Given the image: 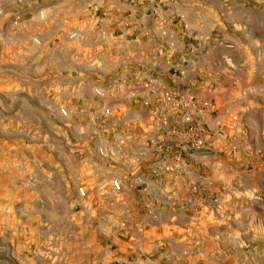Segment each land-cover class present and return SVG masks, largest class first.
<instances>
[{
  "label": "rangeland",
  "instance_id": "1",
  "mask_svg": "<svg viewBox=\"0 0 264 264\" xmlns=\"http://www.w3.org/2000/svg\"><path fill=\"white\" fill-rule=\"evenodd\" d=\"M222 1L223 7L216 8L221 34L225 28L236 34L224 24L227 14L244 21L256 18L264 24V0L262 4L248 0L245 8H230L228 0ZM16 10L9 8L0 17V264H112L117 244L132 235L137 239L146 236L158 247L143 254L134 252L127 258L128 264H143L146 257L151 264H195L199 251L195 240L204 235L198 227H206L208 217L197 212L191 217L165 213L163 204L176 203L178 197L189 202L194 199L195 209L215 207L211 222L219 236H225L226 248L218 250L228 257L227 264H246L250 258L264 264V168L256 165L264 156V142L257 133L261 127L257 108H249L247 128L239 125V136L233 140L239 144L236 149H232L230 134L221 135L222 140L219 131L225 127L215 117L217 136L188 133L179 137L182 145L174 136L147 131L144 136L136 118L149 106L145 98L154 99L159 109L160 103L175 108L159 91H146L144 81L157 80L177 94L183 109L180 122L189 127L192 123L195 127V104H190V97L214 102L225 89L216 93L211 89L213 93L199 97L195 86H169L159 72H144L142 66L135 73L141 85L133 86L130 72L115 70L118 58L99 49L95 37L89 41L92 46L85 48L80 36L86 35H80V28L86 34L90 25H66L70 33L78 34L74 39L69 35L62 39L47 35L51 25L41 19L23 23ZM43 15L46 18L47 13ZM189 15L198 21L191 12ZM179 42L185 50L181 63L189 68L195 41L186 33ZM258 55L261 63L264 48ZM127 59H119L125 69H129L124 64ZM85 63L99 70L85 72ZM117 79L120 81L115 83ZM70 81L74 88L68 87ZM96 88L102 96H96ZM133 92L136 105L130 104ZM259 93L255 89L252 94ZM173 111H163L153 126L161 130L170 126ZM190 116L193 119L186 122ZM202 138L206 147H196ZM126 145L134 149L132 154ZM241 150L239 155L247 164L219 167L218 161H228ZM129 172L134 179L126 181ZM234 177L240 184L228 182ZM114 180L121 181V190H114ZM81 188L86 192L83 197ZM133 199L135 210L141 211L138 215L133 213ZM172 221L181 229L186 222L191 225L188 231H177L165 226ZM251 222L256 232L244 236L259 237L257 248L250 242L239 246L240 238L224 232L227 224L243 227ZM181 240L186 245H179Z\"/></svg>",
  "mask_w": 264,
  "mask_h": 264
},
{
  "label": "crops",
  "instance_id": "2",
  "mask_svg": "<svg viewBox=\"0 0 264 264\" xmlns=\"http://www.w3.org/2000/svg\"><path fill=\"white\" fill-rule=\"evenodd\" d=\"M228 1L230 8H245L248 0ZM260 1L262 4L263 0ZM223 4L225 1L222 0H0V9H6L1 10L0 17L3 18L5 11L9 8L17 9L16 12L22 17L23 23L38 22L41 19L43 23L51 25V27L49 26L51 30L47 35H58L55 37L62 39L67 38L70 33L66 29V25L88 24L90 25L88 33L83 34L84 29L80 28V35H86L85 37L80 36L81 41H85V48L92 46L89 41L95 37L96 46L99 49L104 50L105 53L110 52L118 58L115 70L130 72L129 76L132 80L129 79V82L132 84L137 81L135 73L140 70L138 66H142L141 69L144 72H159L160 79L169 86L179 89L183 86H195V94L199 97L213 93L211 89H215V93L218 92L217 89H225L223 94L217 95L215 98V94L213 95V104L217 110L215 116L209 115V110H207L204 111L206 113H203L202 117L199 115L195 117V126L198 129H205L206 132H210V135L211 133L215 134L214 130H218V128L213 120L221 118L223 127H225L222 129L223 136H227V134L239 136V125L246 128L249 126L246 115L249 108L256 107L261 120V127L257 133L264 142V83L260 78L264 59L259 63L261 56L258 55L259 50L264 48V24L261 20L258 22L256 18L244 21L242 17L233 18L227 14L224 24L236 34L228 33L226 28L221 34L222 29L216 22V8H222ZM44 11L47 13L46 18L43 15ZM190 12L194 18L197 17L198 21L190 19ZM216 30L221 35H218ZM186 33L189 38L195 41V47L191 54L193 58L191 62H188L191 66L189 68L181 63L184 60L185 50L179 42ZM216 39L233 44L234 49L229 50L216 44ZM125 57L128 59L124 64L127 62L129 69L121 66L123 63H120L119 59ZM85 67V72L98 69L89 67L86 63ZM185 68L187 69L185 70ZM117 81L120 80L117 79L115 83ZM73 85L74 82L70 81L68 87L74 88L75 85ZM255 89L261 90L259 96L252 94ZM200 90H207V92L202 91L201 93ZM220 91L222 92V90ZM145 101H149V106L144 107L136 118L142 123L143 135L145 136L147 131V134L151 135L160 133L163 136H174L182 145L183 140L179 137L187 135L190 127L189 124L180 122L183 110L180 103L178 102L175 108L160 103L159 109L157 103L150 96L145 98ZM137 102L138 99L134 98L131 99L130 104L136 105ZM163 111H167V113L173 111L169 114V119L172 122L170 121V126L164 127L162 130L156 129L153 123L159 120L158 117L163 115ZM97 112H99L98 108ZM204 123L208 125L207 129L204 128ZM192 125L194 124L192 123ZM121 134L124 133H119V135ZM215 135L217 136V134ZM219 135L221 136V134ZM126 146L125 149H128V145ZM242 151L244 152L241 150L233 154L232 159L218 161L217 164L219 167L227 165L232 168H239V166L247 164V160L243 161L239 155ZM122 152H118L120 156ZM132 152L134 149H128V154H132ZM261 157L263 159L261 158L256 165L264 168V156ZM130 174L129 172V175L124 178L126 181L134 179V175ZM228 182L240 184L237 177L229 179ZM238 196L241 195L238 194ZM134 201L135 199L132 200L133 213L138 215L141 211L135 210L136 203ZM163 206L165 209L162 210L170 215L191 217L195 216V212L206 214L208 224L206 227H198L204 231V235L199 234L195 240V247L199 249L195 254V264H227L228 257L218 250L220 247L226 248L223 242L225 236H219V231L211 222L213 221L212 216H216L215 207L209 205V207L195 209L194 199L189 202L181 197H178V202H166ZM253 222L243 227L227 224L225 226L227 230L224 232H228L237 240L240 238L239 246L250 242L257 248L261 242L259 237L253 235L247 238L244 236V233L256 232ZM177 223V221H172L171 227H168L170 226L168 224L165 226L177 231H188V227L191 225L186 222L183 224L184 229H181L183 227ZM144 237L137 239L132 235L128 241L118 243L112 253V264H128L127 258L134 252L135 255H138L139 252L143 254L158 247V243H152L147 240L146 236ZM179 243L181 246L186 245L182 240ZM202 249L206 251L202 252ZM146 258L147 261H144L143 264H151V260ZM246 260L249 261L246 264L258 263L256 258ZM237 261L242 263L240 258Z\"/></svg>",
  "mask_w": 264,
  "mask_h": 264
},
{
  "label": "built area",
  "instance_id": "3",
  "mask_svg": "<svg viewBox=\"0 0 264 264\" xmlns=\"http://www.w3.org/2000/svg\"><path fill=\"white\" fill-rule=\"evenodd\" d=\"M41 15H42V13H41ZM77 34H78L77 32H72V33L69 34V38L74 39V38H76ZM215 43L220 45V46H223L224 48L229 49V50H233L234 49V45L233 44L228 43V42H224L222 39H216ZM260 78H261L262 82L264 83V66L261 69ZM139 84H140V79L138 81H135L133 83V86H139ZM142 85H144V87L146 88V91H148V92L156 93V92L159 91L160 94L162 95V97L164 98L165 102H167V104L168 103H173L174 105H176L178 103V101L180 100V98H178L176 93L172 92L171 90H167V87L162 86V84H160L157 80L144 81V83H142ZM94 92H95L96 96H99V97L102 96V91H101L100 88H96ZM131 97L132 98H137L135 92H133L131 94ZM145 104H150V103H149V101H145ZM190 104L191 105L195 104V117H197L198 115L200 116V113L204 112L205 110H209V109L213 110L215 108L214 104H213V102L211 100H209V99H205V100L199 99L196 96H195V98L193 96L190 97ZM62 112L64 114H66L65 110H62ZM192 119H193L192 116L185 118L186 122H190ZM182 120H183V118H182ZM165 122H166V120H165ZM219 132H220L221 135H224V131L221 130ZM189 133L196 134L197 136H200V135L203 136L204 134H206V130L205 129H198L196 126L194 127L193 125H191V127L189 128ZM230 136H232L230 138V140L232 141V144H231L232 145V149H236L237 145H239L238 143L233 142V140H237L236 135L235 134H231ZM196 147H198V148L206 147V142L204 141L203 138L202 139H198V141L196 142ZM99 153L101 155H103L104 154V149L100 148L99 149ZM121 186H122V184H121L120 180H114L113 181V188H114L115 191L121 190ZM79 192H80L82 197L85 196V194H86V192H85V190L83 188H81L79 190Z\"/></svg>",
  "mask_w": 264,
  "mask_h": 264
}]
</instances>
